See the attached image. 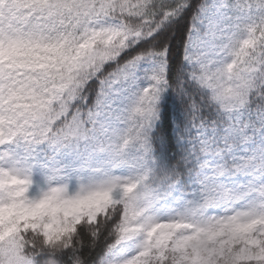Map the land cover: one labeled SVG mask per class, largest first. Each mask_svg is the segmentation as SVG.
<instances>
[{
    "label": "snow or ice",
    "instance_id": "obj_1",
    "mask_svg": "<svg viewBox=\"0 0 264 264\" xmlns=\"http://www.w3.org/2000/svg\"><path fill=\"white\" fill-rule=\"evenodd\" d=\"M0 264H264V0H0Z\"/></svg>",
    "mask_w": 264,
    "mask_h": 264
}]
</instances>
